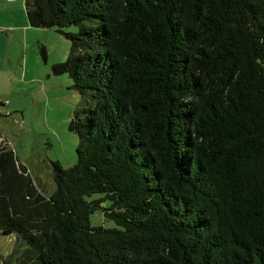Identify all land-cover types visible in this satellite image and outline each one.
<instances>
[{
  "label": "trees",
  "instance_id": "trees-1",
  "mask_svg": "<svg viewBox=\"0 0 264 264\" xmlns=\"http://www.w3.org/2000/svg\"><path fill=\"white\" fill-rule=\"evenodd\" d=\"M25 7L71 41L52 69L81 94L80 142L49 197L28 175L0 184L21 242L4 264H264V0ZM15 164L3 147L0 170ZM99 209L115 227L91 224Z\"/></svg>",
  "mask_w": 264,
  "mask_h": 264
},
{
  "label": "rangeland",
  "instance_id": "rangeland-1",
  "mask_svg": "<svg viewBox=\"0 0 264 264\" xmlns=\"http://www.w3.org/2000/svg\"><path fill=\"white\" fill-rule=\"evenodd\" d=\"M43 29L28 51L27 46L13 49L10 60L0 68V152L3 147L13 150L17 168L15 171L11 165L0 170V184L5 183L3 186L10 189L9 180L28 175L34 186L49 197L56 189L53 162L71 167L78 160L80 137L70 129V122L82 97L69 74H55L52 69L54 63L67 59L71 41L56 28ZM65 30L76 32L78 27L72 25ZM42 45L47 51L46 58L41 53ZM102 195L96 193L87 198ZM111 203L105 200L102 206ZM90 221L93 226H116L113 220L105 218L102 209L92 213ZM19 243L17 234L0 230V264H4Z\"/></svg>",
  "mask_w": 264,
  "mask_h": 264
},
{
  "label": "crops",
  "instance_id": "crops-1",
  "mask_svg": "<svg viewBox=\"0 0 264 264\" xmlns=\"http://www.w3.org/2000/svg\"><path fill=\"white\" fill-rule=\"evenodd\" d=\"M42 30L29 24L25 0H0V68L10 60L13 49L27 46L25 49L28 51L32 40L39 39ZM24 62L28 71L27 58H24Z\"/></svg>",
  "mask_w": 264,
  "mask_h": 264
}]
</instances>
